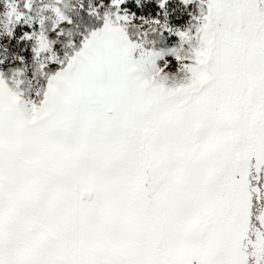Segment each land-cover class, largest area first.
I'll return each instance as SVG.
<instances>
[{
  "label": "snow or ice",
  "instance_id": "1",
  "mask_svg": "<svg viewBox=\"0 0 264 264\" xmlns=\"http://www.w3.org/2000/svg\"><path fill=\"white\" fill-rule=\"evenodd\" d=\"M0 264H264V0H0Z\"/></svg>",
  "mask_w": 264,
  "mask_h": 264
},
{
  "label": "rangeland",
  "instance_id": "2",
  "mask_svg": "<svg viewBox=\"0 0 264 264\" xmlns=\"http://www.w3.org/2000/svg\"><path fill=\"white\" fill-rule=\"evenodd\" d=\"M68 2L70 3V2H71V0H68Z\"/></svg>",
  "mask_w": 264,
  "mask_h": 264
}]
</instances>
